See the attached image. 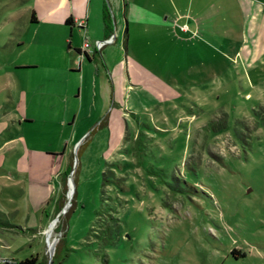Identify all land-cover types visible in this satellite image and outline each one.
Instances as JSON below:
<instances>
[{
    "label": "rangeland",
    "instance_id": "374dc122",
    "mask_svg": "<svg viewBox=\"0 0 264 264\" xmlns=\"http://www.w3.org/2000/svg\"><path fill=\"white\" fill-rule=\"evenodd\" d=\"M28 1L0 0V71ZM216 35L225 53L218 65H203L209 60L197 50H167L168 63L144 64L157 80L151 95L141 93L143 106L128 91L130 106L122 102L110 113L111 103L100 116L106 127L95 129L96 113L80 118L77 142L92 134L84 152L74 148L59 197L61 209L69 197L71 204L58 217L60 210L35 208V200L28 208L23 191L34 178L48 181L44 169L52 162L38 156L61 134L24 127L17 142L12 122L0 123V264L32 255L48 264L61 237L63 264H264V55L247 65L234 50L241 32ZM16 91L0 75V121ZM107 163L112 171L103 187ZM51 179L58 192L59 180ZM109 213L119 220L107 232L115 223ZM60 218L65 227L57 232Z\"/></svg>",
    "mask_w": 264,
    "mask_h": 264
},
{
    "label": "crops",
    "instance_id": "0c3cea01",
    "mask_svg": "<svg viewBox=\"0 0 264 264\" xmlns=\"http://www.w3.org/2000/svg\"><path fill=\"white\" fill-rule=\"evenodd\" d=\"M27 4L23 24L13 27L3 47L0 75L14 84L17 100L0 123L8 128L12 122L17 142L24 139V127L40 128L44 137L52 130L61 134L53 148L38 156L52 162L44 169L50 175L41 182L33 175L23 191L28 208L35 200V208L50 206L56 212L64 172L76 156L74 148L84 152L90 142L92 132L77 142L84 129L79 126L82 116L92 118L96 113L100 121L95 129L106 127V117L100 116L111 103L110 113L116 105L123 107L122 102L130 106L124 102L128 91L143 106L141 93L151 95L150 81L157 80V73L144 64H166L167 50L186 47L208 58L203 65H218L225 53L221 43H214L216 34L238 32L242 37L234 50L247 65L264 55V0H30ZM105 7L112 19L110 31ZM33 12L36 21L31 20ZM247 31L253 35L251 41H245ZM110 35L113 42L75 63L86 40ZM35 86L42 89L40 95L31 91ZM51 178L59 180L58 192Z\"/></svg>",
    "mask_w": 264,
    "mask_h": 264
},
{
    "label": "trees",
    "instance_id": "16d2710c",
    "mask_svg": "<svg viewBox=\"0 0 264 264\" xmlns=\"http://www.w3.org/2000/svg\"><path fill=\"white\" fill-rule=\"evenodd\" d=\"M103 16H104V21H105L106 29H107V31H110L111 30V22H112V19H111V16H110V14H109V12L107 10V7H105V9H104ZM31 20L32 21H36V16L34 15V12H33L32 16H31ZM68 21L70 22L71 20L69 19ZM79 52H80V50H79ZM127 132H128V128H127V131H126V135H127ZM79 152H80V148H78L77 154H79ZM73 165H74V160L70 163L68 169L64 172V175H68V173L73 169ZM111 169H112V164L111 163H107V168L103 172V180H102L103 187H106V185H107V183L109 181L108 174H109V172L112 171ZM71 195H72V197L74 195V186H73V188L71 190ZM75 196H76V193H75ZM62 206H63V204H62V201L60 200L59 203H58V208H57L58 211L61 210ZM71 209L66 212V216L69 214V212L71 211ZM109 215L111 216V213H109ZM112 218L115 219V223L108 224L107 225V227L105 228V230L107 232H109V230L112 229V226L113 227L114 226L117 227V225H118L119 218H114V217H112ZM59 222L60 223H59V225L56 228L57 232L58 231H62L64 229V227H65V219L60 218V221ZM97 236H100V234H97ZM58 241L61 243L62 237L60 239L57 238L55 240V242L53 243V245H52V247H53V259H52L51 262L49 261L48 264H63L65 258L67 257V253L65 255H62L61 254V251H60L61 250V244H59V246H57ZM103 242L104 243L108 242V239H104ZM232 252L234 254L236 253L235 250H233ZM239 255L244 256L245 253L242 252ZM105 261H106V258H105ZM4 264H44V263H42V261L39 260L38 256H33L32 255L30 257H26V258L20 259V260H18V259H11V260L5 262Z\"/></svg>",
    "mask_w": 264,
    "mask_h": 264
},
{
    "label": "built area",
    "instance_id": "2783aa9c",
    "mask_svg": "<svg viewBox=\"0 0 264 264\" xmlns=\"http://www.w3.org/2000/svg\"><path fill=\"white\" fill-rule=\"evenodd\" d=\"M85 21L81 20L79 22L80 25H83ZM186 27V26H184ZM114 40V35H110L109 37H107L104 40H96L94 42H91L89 40H86L83 44V47L81 49V51L78 53V56L75 60V63L77 65L80 64L81 60L85 58V55H91L94 54L96 50H102L103 47L107 44V43H111Z\"/></svg>",
    "mask_w": 264,
    "mask_h": 264
},
{
    "label": "water",
    "instance_id": "95a60500",
    "mask_svg": "<svg viewBox=\"0 0 264 264\" xmlns=\"http://www.w3.org/2000/svg\"><path fill=\"white\" fill-rule=\"evenodd\" d=\"M69 204H71V198L70 197H69L68 203L65 205V207L63 209L60 210V212L58 213L57 217L60 216L62 213H64L67 210ZM52 259H53V247L51 246L50 247V262L52 261Z\"/></svg>",
    "mask_w": 264,
    "mask_h": 264
},
{
    "label": "bare ground",
    "instance_id": "6f19581e",
    "mask_svg": "<svg viewBox=\"0 0 264 264\" xmlns=\"http://www.w3.org/2000/svg\"><path fill=\"white\" fill-rule=\"evenodd\" d=\"M71 193V190L69 191V194Z\"/></svg>",
    "mask_w": 264,
    "mask_h": 264
}]
</instances>
